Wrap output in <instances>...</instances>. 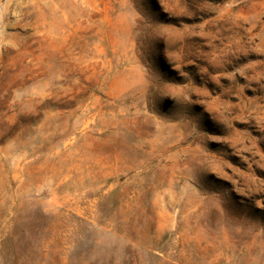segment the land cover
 I'll return each instance as SVG.
<instances>
[{
    "label": "rangeland",
    "instance_id": "1",
    "mask_svg": "<svg viewBox=\"0 0 264 264\" xmlns=\"http://www.w3.org/2000/svg\"><path fill=\"white\" fill-rule=\"evenodd\" d=\"M0 264H264V0H0Z\"/></svg>",
    "mask_w": 264,
    "mask_h": 264
},
{
    "label": "bare ground",
    "instance_id": "2",
    "mask_svg": "<svg viewBox=\"0 0 264 264\" xmlns=\"http://www.w3.org/2000/svg\"><path fill=\"white\" fill-rule=\"evenodd\" d=\"M5 107V106H4Z\"/></svg>",
    "mask_w": 264,
    "mask_h": 264
}]
</instances>
